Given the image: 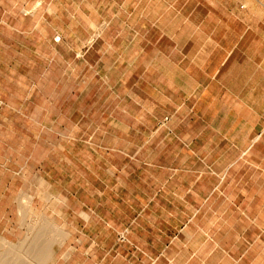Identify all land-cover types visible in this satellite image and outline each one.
Returning <instances> with one entry per match:
<instances>
[{"label":"crops","instance_id":"1","mask_svg":"<svg viewBox=\"0 0 264 264\" xmlns=\"http://www.w3.org/2000/svg\"><path fill=\"white\" fill-rule=\"evenodd\" d=\"M76 4L115 21L110 69L129 73L112 92L100 77L97 110L84 77L82 109L52 121L50 132L71 136L54 145L52 168L65 174L67 237L35 260L264 264V0H0V52L41 53L43 36L57 50L76 35L57 27L60 6ZM16 56L0 67V243L24 229L26 200L47 183L44 100L58 110L76 96L56 83L43 97L41 63Z\"/></svg>","mask_w":264,"mask_h":264},{"label":"rangeland","instance_id":"2","mask_svg":"<svg viewBox=\"0 0 264 264\" xmlns=\"http://www.w3.org/2000/svg\"><path fill=\"white\" fill-rule=\"evenodd\" d=\"M98 7V5L88 6L77 4L60 6L61 14L57 21V27L64 29L66 33L74 32L76 35L75 37L60 36V42L58 43L59 47L57 50L50 49L51 43L49 39L43 36L44 47L41 53L29 51L27 53L17 55L15 51L0 52L1 68L5 66L10 60H12L10 58L11 56L16 55L17 56L13 59L25 60L26 62L31 61L32 64L41 63L43 76V97L46 96V98H51L54 96L52 93L55 92L54 85L56 83H59L60 95L62 93L66 94V96L67 94H70V89L67 90V86L72 87L73 90L75 89L76 93L75 100L73 101H70V97L66 98L65 95L64 97L62 96V99H60L58 103H55L58 106V110L54 109V104L51 108L50 102L46 101V103L44 100V115L42 118L44 132L42 145L44 157V176L47 178V183H44L43 185L42 197L39 196L36 198V200L33 197H28L26 200L27 207L25 227L20 232L19 230H12L10 237L7 239L10 243L12 242L14 244H19L18 242L20 240L31 241L38 238L40 234H42L41 241L43 247L46 246L47 242L53 239L52 241L54 242H51L50 245H48L50 252L53 253L57 251L59 246L57 243L66 239L67 231L65 228H60L59 225L63 223L67 224V206L65 203L67 185L64 178L65 174L56 175L52 172V168L54 166L53 164L56 160L54 159L53 155V151L56 147H53L54 145L58 146L59 143H64L66 141L70 142L71 136L69 134L67 136L65 131L60 134L50 132L49 129H51V123L55 119L66 120V118L61 117V113H65L72 107L76 111H80L82 109L84 97L80 95V93L83 89L82 81L84 80V77L89 76L92 80L91 94L93 95L90 105L92 109L97 110L99 102L95 96H97L99 92L98 89L100 82H103L100 81V77L104 78L107 75L109 78H111V81H108L106 87L108 89L107 92H112L114 90V80L121 79V77L126 79L128 76V70H114V68L110 69L114 63L113 61L116 55L114 47L120 43L117 33L118 28L115 26V21L106 22L107 24H105L104 21L99 19ZM79 8L82 9L87 17L75 13V10L77 11ZM67 9L70 10L69 14L66 12ZM74 14L77 19L76 21L71 19ZM90 16L92 17L91 20L88 19ZM90 23H93L95 26L89 27ZM45 25H47L46 21L43 22V26ZM2 26V21H0V27L2 28ZM47 33H50V31H48V27ZM6 36V32L0 33V39L5 40ZM126 39L130 40V38ZM31 46L30 48L34 49ZM111 46L113 48H110ZM72 49H74V51ZM104 56L107 58L106 60L103 59ZM51 75L53 76L54 80L50 79ZM72 76L76 78L74 80L75 83L73 84L70 81ZM57 111H59V117L55 118L54 115L57 113ZM51 114H53V116H51ZM80 118L81 117L76 115L73 121L77 122ZM65 120L63 121L64 126H66ZM88 137L89 134L83 133V131H76L72 140L87 141ZM63 167L65 170V164ZM31 175L32 174L28 175L29 178ZM28 184L34 187L33 179L28 181ZM57 192L62 196L52 198L50 197L49 193ZM32 230H36L37 233L33 232V234L30 235ZM56 232L62 233L63 236L57 237L55 235ZM126 236L127 232L123 234L122 241L127 240ZM3 251L4 249L0 247V252ZM12 257L15 258L14 256ZM48 263L49 261H44V264Z\"/></svg>","mask_w":264,"mask_h":264},{"label":"bare ground","instance_id":"3","mask_svg":"<svg viewBox=\"0 0 264 264\" xmlns=\"http://www.w3.org/2000/svg\"><path fill=\"white\" fill-rule=\"evenodd\" d=\"M33 232L35 233L36 230H32L30 235H32ZM55 235L57 237L63 236V234L60 232H56ZM41 237L42 234H40V236L36 239H33L31 241L26 240L25 242L23 241L19 244H14L12 242L10 243L4 239L1 240L0 247L3 248L4 251L0 252V264H44L46 258L44 259V261H38L35 260V255L39 253L44 254V256L51 255L48 245L53 242V239L47 242L46 246L43 247ZM12 256H14L15 258H13Z\"/></svg>","mask_w":264,"mask_h":264}]
</instances>
